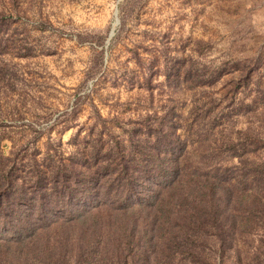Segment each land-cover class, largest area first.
<instances>
[{"label":"rangeland","instance_id":"obj_1","mask_svg":"<svg viewBox=\"0 0 264 264\" xmlns=\"http://www.w3.org/2000/svg\"><path fill=\"white\" fill-rule=\"evenodd\" d=\"M2 12L0 166L26 191L37 162L157 116L190 139L192 162L224 166L233 139L264 161V0H0ZM260 224L218 254L175 248L140 263L264 264ZM46 231L0 244V264H49L62 250L79 264L78 246Z\"/></svg>","mask_w":264,"mask_h":264},{"label":"trees","instance_id":"obj_2","mask_svg":"<svg viewBox=\"0 0 264 264\" xmlns=\"http://www.w3.org/2000/svg\"><path fill=\"white\" fill-rule=\"evenodd\" d=\"M157 118L119 134L108 128L98 149L37 162L31 191L1 165L0 244H35L41 231L60 229L62 244L78 246L76 263L142 264L175 248L218 254L254 234L264 223V161L233 139L224 166L192 162L190 139ZM61 261L64 250L49 264Z\"/></svg>","mask_w":264,"mask_h":264},{"label":"water","instance_id":"obj_3","mask_svg":"<svg viewBox=\"0 0 264 264\" xmlns=\"http://www.w3.org/2000/svg\"><path fill=\"white\" fill-rule=\"evenodd\" d=\"M118 25L120 24V20H118V23H117ZM114 35H115V30H114V32L112 33V35L110 36V39H112L113 37H114Z\"/></svg>","mask_w":264,"mask_h":264}]
</instances>
